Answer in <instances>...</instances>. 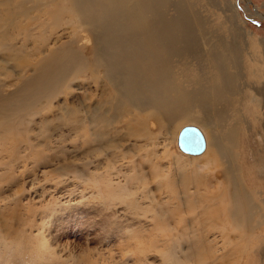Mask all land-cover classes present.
Returning <instances> with one entry per match:
<instances>
[{
    "label": "bare ground",
    "instance_id": "1",
    "mask_svg": "<svg viewBox=\"0 0 264 264\" xmlns=\"http://www.w3.org/2000/svg\"><path fill=\"white\" fill-rule=\"evenodd\" d=\"M198 2L0 0L7 15L18 11L15 27L55 29L32 73L0 95V144L24 118L48 120L78 77L98 76L96 105L55 116L98 141L100 170L87 177L98 194L142 215L155 210L147 229H161V264H264V171L255 169L264 159L240 146L249 99L239 86L240 20L205 21ZM181 123L202 131L201 154L169 149L164 134ZM18 145L10 143L14 156ZM46 244L38 256L52 253Z\"/></svg>",
    "mask_w": 264,
    "mask_h": 264
},
{
    "label": "rangeland",
    "instance_id": "2",
    "mask_svg": "<svg viewBox=\"0 0 264 264\" xmlns=\"http://www.w3.org/2000/svg\"><path fill=\"white\" fill-rule=\"evenodd\" d=\"M212 1L199 0L196 6L205 21L240 20L245 43L239 86L249 96L248 109H240L245 135L240 146L264 159V0ZM10 17L20 16L17 10L7 15L0 8V95L32 73L55 30L49 22L34 26L23 21L25 28H17ZM83 44L90 49L91 38ZM69 90L55 99L48 120L27 117L7 133L6 140L19 144L15 156L12 142L0 144V264H161V229H147L155 210L142 215L143 209L125 201L101 197L87 180L90 172L98 176V141L66 130V120L55 117L71 107L96 105L98 76L78 77ZM12 118L14 124L20 119ZM187 124L194 123H181L164 134L169 149L184 156L189 155L179 149L176 135ZM27 144L34 152L29 153ZM255 169L263 172L264 161ZM148 200L137 202L146 206ZM42 242L51 254L35 253Z\"/></svg>",
    "mask_w": 264,
    "mask_h": 264
},
{
    "label": "water",
    "instance_id": "3",
    "mask_svg": "<svg viewBox=\"0 0 264 264\" xmlns=\"http://www.w3.org/2000/svg\"><path fill=\"white\" fill-rule=\"evenodd\" d=\"M177 145L188 154H200L205 148L202 131L196 125H184L178 132Z\"/></svg>",
    "mask_w": 264,
    "mask_h": 264
}]
</instances>
